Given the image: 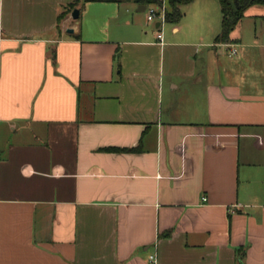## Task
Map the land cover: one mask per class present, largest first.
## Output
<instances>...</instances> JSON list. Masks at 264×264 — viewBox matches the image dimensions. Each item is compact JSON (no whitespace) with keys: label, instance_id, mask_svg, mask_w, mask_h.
Wrapping results in <instances>:
<instances>
[{"label":"crops","instance_id":"obj_1","mask_svg":"<svg viewBox=\"0 0 264 264\" xmlns=\"http://www.w3.org/2000/svg\"><path fill=\"white\" fill-rule=\"evenodd\" d=\"M71 1L0 0V264H264V7Z\"/></svg>","mask_w":264,"mask_h":264},{"label":"trees","instance_id":"obj_2","mask_svg":"<svg viewBox=\"0 0 264 264\" xmlns=\"http://www.w3.org/2000/svg\"><path fill=\"white\" fill-rule=\"evenodd\" d=\"M193 0H168V4L171 8L170 12L165 11V20L169 22H178L182 18V12L179 7L190 3ZM222 13L221 30L214 38L215 43H227L229 41V35L235 28L237 23L242 19L244 11L251 6H263L264 0H217ZM90 2H109V3H134L144 6H157L162 5L161 0H72L66 7L63 14L59 16V19L65 14L71 13L78 6L90 3ZM157 14V12H156ZM116 151H132V150H116Z\"/></svg>","mask_w":264,"mask_h":264},{"label":"built area","instance_id":"obj_3","mask_svg":"<svg viewBox=\"0 0 264 264\" xmlns=\"http://www.w3.org/2000/svg\"><path fill=\"white\" fill-rule=\"evenodd\" d=\"M156 10L155 9H153V8H150V9H148V12H147V20L148 21H151V20H153L155 17H156ZM164 20V18L163 17H161V22ZM157 38L159 39V41L161 42L162 41V35H161V33H158V35H157ZM236 54V49H232L231 51H230V56H233V55H235ZM149 260L152 262V263H156V258H155V256H150L149 257Z\"/></svg>","mask_w":264,"mask_h":264},{"label":"water","instance_id":"obj_4","mask_svg":"<svg viewBox=\"0 0 264 264\" xmlns=\"http://www.w3.org/2000/svg\"><path fill=\"white\" fill-rule=\"evenodd\" d=\"M235 3H236V0H235ZM139 10L144 11L145 10V6L144 5H139L137 11H139ZM78 16H79V10L78 9H74L71 12V18L75 20V19L78 18ZM71 31L72 30H68V32H71Z\"/></svg>","mask_w":264,"mask_h":264},{"label":"rangeland","instance_id":"obj_5","mask_svg":"<svg viewBox=\"0 0 264 264\" xmlns=\"http://www.w3.org/2000/svg\"><path fill=\"white\" fill-rule=\"evenodd\" d=\"M234 2H235V0H234ZM147 12H148V10L143 13L145 18H146ZM256 169L261 171V172H264V166H257Z\"/></svg>","mask_w":264,"mask_h":264}]
</instances>
